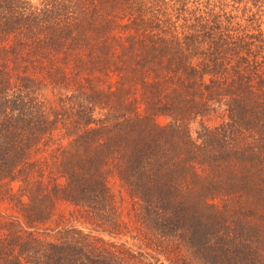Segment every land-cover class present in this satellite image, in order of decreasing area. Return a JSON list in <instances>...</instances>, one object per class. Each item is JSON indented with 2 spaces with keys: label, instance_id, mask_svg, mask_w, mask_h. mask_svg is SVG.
I'll use <instances>...</instances> for the list:
<instances>
[{
  "label": "trees",
  "instance_id": "16d2710c",
  "mask_svg": "<svg viewBox=\"0 0 264 264\" xmlns=\"http://www.w3.org/2000/svg\"><path fill=\"white\" fill-rule=\"evenodd\" d=\"M231 1L0 0V264H264V0ZM57 201L87 231L44 237Z\"/></svg>",
  "mask_w": 264,
  "mask_h": 264
},
{
  "label": "rangeland",
  "instance_id": "374dc122",
  "mask_svg": "<svg viewBox=\"0 0 264 264\" xmlns=\"http://www.w3.org/2000/svg\"><path fill=\"white\" fill-rule=\"evenodd\" d=\"M225 7L230 6L231 0H226ZM234 2V1H233ZM243 3H246L247 6V0H238L234 3L235 7H240L243 5ZM252 10H255L254 16L258 17L260 16V19L264 18V1H258L256 2V6L252 8ZM234 11H237L235 9ZM261 26H264V23L262 21ZM257 23V22H256ZM108 185L110 188V191L113 194L117 210L119 212L120 218L125 219L127 223L129 222L128 215H127V209L130 207V200L127 198V194L125 193L124 187L119 183V181L116 179L114 175H110L108 177ZM0 210L3 211V213L7 214L11 212V209L9 208V205L7 201L0 200ZM70 226H78L82 228L84 231H87V227L84 226L80 222V217L78 216V212L76 209L73 208L72 205L68 204L65 201H57L54 205V209L52 214L50 215L49 219L46 221V223L39 225V228L41 230H44L42 232L43 236L46 238H53L56 237L52 235L51 232L55 227L59 228H66ZM134 230H131L130 233H133ZM96 234V232H93ZM101 234V233H100ZM106 238L107 240L111 241H126L125 244L121 245L122 248H127V246L130 244L132 245L133 240H131V237L129 236V232H126L125 234H118L116 236L101 234Z\"/></svg>",
  "mask_w": 264,
  "mask_h": 264
}]
</instances>
